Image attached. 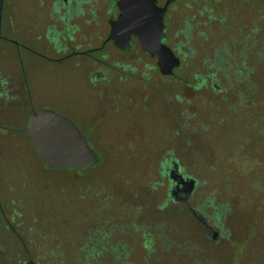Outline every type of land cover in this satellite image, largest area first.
Listing matches in <instances>:
<instances>
[{
	"label": "flooded vegetation",
	"instance_id": "obj_1",
	"mask_svg": "<svg viewBox=\"0 0 264 264\" xmlns=\"http://www.w3.org/2000/svg\"><path fill=\"white\" fill-rule=\"evenodd\" d=\"M121 1L0 0V130L18 134L0 135V186L7 188L6 198L0 189V264L9 263V239L15 244L16 264H40L32 258L64 255L42 249L34 237L27 242L19 228L22 211L8 210L9 204L20 206V199L8 194L15 188H9V162L23 159L12 148L14 141L28 140L42 163L30 137L19 131L27 128L34 112L48 109L72 120L96 153L95 164L86 171L42 163L47 169L91 171L100 159L92 138L107 134L116 145L114 159L133 161L136 167L157 160L153 175L165 188L163 206L184 204L196 187L182 163L186 145L196 144L200 132L213 141L217 127L229 117V110L223 111L217 126L211 93L229 92L243 103L250 81L264 79V0L170 2L162 18L163 43L178 63L165 73L158 56L144 50L137 35L131 33L120 45L110 38L112 23L123 13ZM165 3L156 0L158 7ZM201 94L204 104L198 100ZM188 180H194L191 189ZM201 209L190 207L189 225L216 242L223 218L204 216ZM140 218L93 222L68 256L82 257L83 264H154V258L179 264L184 254L193 256L185 248H194L190 233L182 230L185 223Z\"/></svg>",
	"mask_w": 264,
	"mask_h": 264
},
{
	"label": "rangeland",
	"instance_id": "obj_2",
	"mask_svg": "<svg viewBox=\"0 0 264 264\" xmlns=\"http://www.w3.org/2000/svg\"><path fill=\"white\" fill-rule=\"evenodd\" d=\"M211 95L217 126L223 111L228 109L229 117L223 127H217L213 141L200 132L198 137L203 138L186 145L182 163L196 187L184 204L163 206L165 188L153 175L157 160L136 167L133 161L114 159L116 145L107 134L97 141L92 138L100 159L86 173L47 169L34 158L28 140L14 141L12 148L23 159L9 162V188H15L8 194L9 199H20V206L9 204L8 210L16 207L22 211L19 228L27 242L34 237L42 249L64 253L32 259L40 264H81L83 258L68 256V249L81 244L86 227L98 220L136 216L174 226L185 223L182 230L190 233L188 240L194 245L185 248L193 250V256L182 253L179 264H264V79L250 81V93L243 103L229 92ZM198 100L207 102L204 94ZM3 134L18 137L0 130ZM186 135L194 137L192 132ZM0 189L6 198V186ZM196 206H202L204 216L215 213L223 218L222 235L216 242L189 225L190 207ZM8 243L11 257L7 264H16L15 244L12 239ZM156 259L153 263L161 264Z\"/></svg>",
	"mask_w": 264,
	"mask_h": 264
},
{
	"label": "water",
	"instance_id": "obj_3",
	"mask_svg": "<svg viewBox=\"0 0 264 264\" xmlns=\"http://www.w3.org/2000/svg\"><path fill=\"white\" fill-rule=\"evenodd\" d=\"M172 1L166 0L164 7H158L156 0H122L123 13L118 21L112 23L110 35L117 45L127 43L131 33L137 35L143 49L158 56V65L163 73L178 63V59L163 43L162 18L167 5ZM19 131L30 137L38 157L48 168L86 171L96 162V153L78 126L51 110L34 112L27 122V128ZM193 185L194 180L187 181L189 189Z\"/></svg>",
	"mask_w": 264,
	"mask_h": 264
},
{
	"label": "trees",
	"instance_id": "obj_4",
	"mask_svg": "<svg viewBox=\"0 0 264 264\" xmlns=\"http://www.w3.org/2000/svg\"><path fill=\"white\" fill-rule=\"evenodd\" d=\"M217 216L219 217V214H217ZM83 261H84V260H82L81 264H83Z\"/></svg>",
	"mask_w": 264,
	"mask_h": 264
}]
</instances>
